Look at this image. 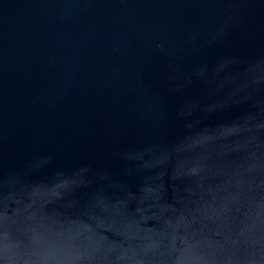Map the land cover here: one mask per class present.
Returning a JSON list of instances; mask_svg holds the SVG:
<instances>
[{
  "label": "water",
  "instance_id": "1",
  "mask_svg": "<svg viewBox=\"0 0 264 264\" xmlns=\"http://www.w3.org/2000/svg\"><path fill=\"white\" fill-rule=\"evenodd\" d=\"M0 264H264V0H0Z\"/></svg>",
  "mask_w": 264,
  "mask_h": 264
}]
</instances>
